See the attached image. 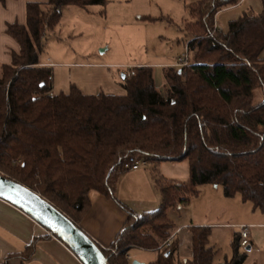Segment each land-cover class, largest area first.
Segmentation results:
<instances>
[{"label":"trees","instance_id":"16d2710c","mask_svg":"<svg viewBox=\"0 0 264 264\" xmlns=\"http://www.w3.org/2000/svg\"><path fill=\"white\" fill-rule=\"evenodd\" d=\"M240 2H190L184 25L190 63L164 68L166 93L156 85L154 67H133L130 76L124 74V95L85 94L76 85L68 93H55L53 68L40 61L62 7L105 6L107 0L28 2L26 24L6 28L20 51L12 53L11 64L0 65V172L41 194L77 225L91 206L90 191L115 200L128 218L110 248L100 246L109 264H133L127 258L133 247L157 249V238L142 229L150 227L167 238L173 227L169 209L188 205L201 185H221L226 197L240 195L264 213V0L259 13L244 12L227 28L216 26L219 12ZM127 153L153 164L162 195L157 209L138 214L117 199L125 171L121 159ZM183 160L190 167L187 182L173 184L159 177V163ZM190 230L192 258H179L175 240L147 264L245 263L239 234L232 258L216 263L212 227ZM36 241L1 264L14 257L24 264Z\"/></svg>","mask_w":264,"mask_h":264},{"label":"crops","instance_id":"0c3cea01","mask_svg":"<svg viewBox=\"0 0 264 264\" xmlns=\"http://www.w3.org/2000/svg\"><path fill=\"white\" fill-rule=\"evenodd\" d=\"M45 1L46 0H6L5 2H2L0 0V65L11 64L12 53H18L20 51V45L18 42L6 33L7 25L9 23L26 24L27 3ZM71 8H79V6L62 7L61 18L64 17L65 10H72ZM84 10L88 13L91 11L89 7L84 8ZM261 10L262 5L260 7L258 3L253 5L250 3L248 4V0H241L239 4L222 10L221 12H235V14H232V18H230V20H233L238 18L244 12L248 15H253L259 13ZM221 12H219L218 15L223 14ZM216 26L221 28L220 24H216ZM55 29L51 32H54ZM64 53L68 54L66 52ZM50 54L51 55L45 59L40 58L41 65L51 66L52 68H65L67 66L76 68V71H74L73 74L70 72L69 75L66 76V79L68 80V92L72 85H76L83 93L90 95L99 93L124 95L126 93L122 82L119 81L115 72L112 70V64L105 62H71L67 59L59 60L57 58L58 54H56L55 51L50 52ZM155 64L156 63H143V65L149 66H155ZM53 72V92L56 93V80L64 83V80L66 79H64V76L62 75L56 76L54 69ZM61 92H65V90H62ZM166 162H171L174 169L178 171L176 173L170 171V169L164 165ZM181 162H184V160L164 161L159 163L157 165L159 177L173 184L187 182L190 178V167H186L185 169V167L182 166L180 168L178 164ZM148 167H153V164L151 163L149 166L138 170L124 171L120 176L115 194L117 199L128 207H133L132 209L138 214L157 209L162 202V195L156 185V177L154 176L153 171L151 173L143 170ZM179 169H181V171ZM211 186L212 187H208L206 184L201 185L199 187V195L193 197L190 203L186 206H189L188 208L191 207L193 214H195V200H199L202 196H205L204 194H206L202 201V208L204 211H208L210 214L215 213V215L217 213V217L220 215L225 216L228 212L232 214L233 218L223 222L212 220H190L177 223V220L172 218L171 213L170 215L168 213V217L173 223V227L169 230V236L174 234V241H178V256L182 260L190 259L193 256V239L190 227L196 226L195 224H197V226H210L213 230L226 227L233 229L235 234H239V225H250V245L247 247L249 252H253V241L251 236L252 229L264 228V215H261V220L258 221L260 219L256 215L258 209H254L252 203L244 202L240 195L226 197L221 185L211 184ZM130 195L136 198V201L134 202L135 206L130 202L133 201L131 200L132 198ZM89 197L91 200V206L79 226L101 247L109 249L111 243L123 228V225L128 218V214L115 200L109 199L95 190L90 191ZM183 206L185 205L179 203L174 208L181 211ZM143 231L155 236L159 244L166 239L156 236L155 232L150 227H144ZM211 237L210 245L217 249L219 253L220 248H217L219 245L218 241L214 239V237L213 239ZM35 240L37 241L34 254L30 259L24 261V264H84L81 259L59 239V237L46 229L31 215L0 198V264L10 254L25 251L27 246ZM160 251V245L157 249L152 250L133 247L129 255L132 257L131 260H135L140 254L149 252L153 253V260L147 261L142 258L136 259L147 264L155 261L158 258ZM9 263L23 264V261L19 257H14L10 259ZM244 264H264V255H262L261 258H258L257 256H254L253 253L250 255L247 254Z\"/></svg>","mask_w":264,"mask_h":264},{"label":"rangeland","instance_id":"374dc122","mask_svg":"<svg viewBox=\"0 0 264 264\" xmlns=\"http://www.w3.org/2000/svg\"><path fill=\"white\" fill-rule=\"evenodd\" d=\"M192 1L194 0H107L105 6H89L90 13L82 7L65 10L58 27L46 37L40 58L45 59L51 55L50 52L55 51L59 60L109 63L112 64V70L121 82L123 81L122 75L128 73L133 67L149 66L143 63H156L155 66H151L155 69L156 85L162 93H166L164 68L175 66L178 58L183 56L188 49L187 43L190 35L185 31L184 25L189 19L187 5ZM249 3L253 5L258 3L260 7L262 5L260 0H248ZM102 10L104 14L101 13ZM221 13L223 14L216 17V24H220L221 29L227 28L235 12ZM53 69L56 76L62 75L64 79L70 72L73 74L76 71V68L71 66ZM56 82V93L62 90L68 92L67 79L64 83L59 80ZM260 98L258 96L257 101ZM164 165L174 173L178 171L174 169L171 162H166ZM178 165L180 168L184 166L185 169L189 167L187 160ZM152 169L153 167H148L143 170L152 173ZM206 185L212 187L211 184ZM130 196L133 200L130 202L135 206L136 198ZM205 196L195 200V214L191 207L188 208L189 206L186 205L181 211L173 207L168 213L169 215L171 213L177 223L190 220L223 222L233 218L228 212L225 216L217 217V213L215 215V213L210 214L204 211L202 201ZM256 215L260 221L264 213L258 209ZM234 236V230L230 228L212 229L211 238L214 237L218 241L217 248H220L215 258L216 263L232 258ZM251 236L253 252H249L247 248L240 250L249 255L253 253L254 256L261 258L264 255V228H253ZM138 257L136 259L142 258L150 261L153 260L154 254L149 252L140 254Z\"/></svg>","mask_w":264,"mask_h":264},{"label":"water","instance_id":"95a60500","mask_svg":"<svg viewBox=\"0 0 264 264\" xmlns=\"http://www.w3.org/2000/svg\"><path fill=\"white\" fill-rule=\"evenodd\" d=\"M0 198L31 215L59 237L84 264H109L100 245L67 214L38 192L1 172ZM133 264L145 263L134 260Z\"/></svg>","mask_w":264,"mask_h":264},{"label":"built area","instance_id":"2783aa9c","mask_svg":"<svg viewBox=\"0 0 264 264\" xmlns=\"http://www.w3.org/2000/svg\"><path fill=\"white\" fill-rule=\"evenodd\" d=\"M190 63V52L187 49V52L178 58L177 66L178 67H185ZM129 76L131 75V72L128 71L127 73ZM122 163V169L125 171L129 170H138L143 167L149 166L151 163L148 161L145 157L142 155H135L131 153H127L125 156L121 159ZM249 227L250 225H239V241H240V247L241 248H247L250 245L249 240ZM174 243V234L167 237L161 244L160 247H168L171 246ZM114 253H117V251L114 250ZM128 259H132L130 255L127 256Z\"/></svg>","mask_w":264,"mask_h":264}]
</instances>
